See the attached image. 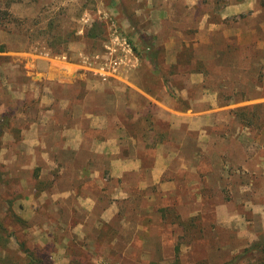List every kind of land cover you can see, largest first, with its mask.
<instances>
[{"label":"rangeland","instance_id":"obj_1","mask_svg":"<svg viewBox=\"0 0 264 264\" xmlns=\"http://www.w3.org/2000/svg\"><path fill=\"white\" fill-rule=\"evenodd\" d=\"M0 46V264H264V0H0ZM63 125L164 186L89 213Z\"/></svg>","mask_w":264,"mask_h":264},{"label":"crops","instance_id":"obj_2","mask_svg":"<svg viewBox=\"0 0 264 264\" xmlns=\"http://www.w3.org/2000/svg\"><path fill=\"white\" fill-rule=\"evenodd\" d=\"M44 77H46V74H43ZM59 135L60 140L61 136L64 138L63 142V148L58 151H54L58 153L60 152V162L58 159H49V155L45 159H49L50 163L56 162L57 165L61 168V173H68V169L70 170V167L74 166L77 168L75 171V175L72 177L71 182L69 183L70 187L67 186L65 195H70L74 197L81 205H85L84 207L89 210V213H92V210L96 207L97 203L101 200L99 196L95 193H93L94 189L93 187L97 186L99 181L103 180L107 181L111 178H120V183L117 184V186H112L114 190H119L121 196V199H128L131 197V194L128 190L129 187L138 186L139 189H145L149 183L154 184H161V186H164L162 173L163 170L158 169L156 165L158 166V163L155 162V166L152 164L151 166H147L145 163V160L141 155L132 154L129 150V153L122 154V148L116 146V143L113 141V139H107V141H101L97 140L96 138L93 140L92 145L86 142V136L88 135V130H86L83 127H68L67 125H63V127H60ZM69 136H72V139L69 138ZM74 136V137H73ZM89 136V135H88ZM69 138V139H67ZM86 145L88 146V149L91 154L93 155L91 158H87L83 160L79 153L82 151V148ZM45 145V144H44ZM86 146V148H87ZM59 156V155H58ZM99 156H105L104 157V164H100L98 157ZM58 161V162H57ZM151 167V168H150ZM65 168V172L64 169ZM147 168H150L151 172L149 175V180L151 182H148L147 179H144ZM84 169V170H83ZM106 172V177H103L102 174ZM127 173H133V174H140L136 178L137 181H134L133 183H129L125 179V174ZM143 176H142V175ZM65 176V175H64ZM171 180V179H168ZM120 184V185H119ZM151 185V184H150ZM100 186V184H99ZM93 188V191H90L89 189ZM61 193V195L64 194ZM60 194V191L58 192V195ZM111 195L105 196L106 198V204L104 205L103 216L106 220H110L112 216L116 213L115 206L117 204V199H115ZM103 207V206H102Z\"/></svg>","mask_w":264,"mask_h":264},{"label":"trees","instance_id":"obj_3","mask_svg":"<svg viewBox=\"0 0 264 264\" xmlns=\"http://www.w3.org/2000/svg\"><path fill=\"white\" fill-rule=\"evenodd\" d=\"M4 50V46H0V51H3ZM157 56H158V51L155 50V49H151V51L146 55V58L148 60H150V62L157 68L158 67V61H157ZM244 109H241V111H243ZM0 118H2L3 120L5 118H7V116L4 114L3 116H0ZM245 124H248V125H252L253 129L256 127V128H259L260 127V124H257L255 122H252V120H247V122H245ZM4 125V122H0V126H3ZM4 232V226L3 224L0 222V234L1 232Z\"/></svg>","mask_w":264,"mask_h":264}]
</instances>
